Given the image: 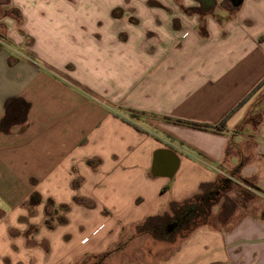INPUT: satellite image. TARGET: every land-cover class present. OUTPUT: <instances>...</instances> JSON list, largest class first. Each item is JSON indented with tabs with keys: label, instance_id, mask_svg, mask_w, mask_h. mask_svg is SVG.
<instances>
[{
	"label": "crops",
	"instance_id": "crops-1",
	"mask_svg": "<svg viewBox=\"0 0 264 264\" xmlns=\"http://www.w3.org/2000/svg\"><path fill=\"white\" fill-rule=\"evenodd\" d=\"M9 1L34 44L25 47L12 35L14 21L0 17L2 264H72L108 251L111 258L147 219L170 215L172 203L230 175L255 188L260 211L229 230L196 228L160 264H264V106L259 126H242L251 100L231 114L264 80V0H196L203 26L176 32L175 49L134 50L94 40V49H40L28 22L44 20L48 30L63 18L55 32L67 36L92 23L93 0ZM75 11L86 17L69 30ZM185 40L190 47L179 49ZM34 194L70 208L68 224L48 232L45 257L21 254L22 240L8 234Z\"/></svg>",
	"mask_w": 264,
	"mask_h": 264
},
{
	"label": "rangeland",
	"instance_id": "rangeland-1",
	"mask_svg": "<svg viewBox=\"0 0 264 264\" xmlns=\"http://www.w3.org/2000/svg\"><path fill=\"white\" fill-rule=\"evenodd\" d=\"M185 1V0H184ZM183 0H123L122 6L114 7L119 0H93L90 3L91 11L94 19L92 23L87 22L80 24L85 29L76 28L77 31L66 32L67 36L55 31L64 28L67 23L62 19H54L49 25L48 30L45 29L46 21L40 20V23L28 22L29 27L34 30L37 36L36 45L40 49H94L91 42L94 40L96 46L108 44L112 49H175L177 40H180L176 32L191 30L194 26H203L201 7L189 6ZM9 0H0V17L8 16L12 19V24L15 26V32L11 24L12 35L15 39L24 37V46L31 48L34 40L26 35L22 29L24 20L20 10L10 6ZM77 0H72L74 5ZM70 3V4H71ZM97 3V5H96ZM114 4V5H113ZM27 6V5H26ZM46 6V5H45ZM23 7V5L21 6ZM83 9H85L83 7ZM48 12L51 11V6L46 7ZM43 12V11H42ZM70 13V21H68V29L75 26V20L83 17V14ZM34 13V12H33ZM51 13V12H50ZM72 16V18H71ZM34 19L33 15L30 18ZM86 17V15H85ZM74 23H73V22ZM89 24L93 27L89 26ZM73 27V28H72ZM28 30V27H26ZM150 28H153L152 30ZM51 29V30H49ZM50 31H54L52 34ZM7 32L5 23H0V33ZM62 32V31H61ZM84 33L85 38H80ZM18 35V36H16ZM93 35V36H92ZM92 36V38L90 37ZM186 36H183V38ZM178 38V39H177ZM38 39V40H37ZM176 40L175 42H173ZM57 41V43H53ZM191 40L182 41V47L179 49H187ZM78 44L80 46H78ZM123 45V46H122ZM114 46V47H113ZM186 46V47H185ZM134 61V60H132ZM138 72V70H135ZM264 91V88L258 90L250 99L251 102L259 97ZM223 178L230 179L232 184L227 186L229 190L222 193V196L217 198V202L210 204L209 217L207 225L214 228H224L229 230L234 224L245 215L257 214L263 206L260 198L252 191L255 188L239 179L237 176H224ZM48 203V204H47ZM43 202L44 206H31L27 201L24 205V213L18 217V225L23 227H14L8 229V234L11 238H19L23 245L20 246L21 254L32 256L33 253L40 251L42 255L50 254V244L46 238L48 232L56 230L59 226L68 224V212L58 209L56 203ZM64 223V224H63ZM201 223V222H200ZM192 225V224H191ZM189 227V226H188ZM188 229V228H187ZM185 227L176 229L169 237L163 235L162 232L153 231L152 234L139 232V238L131 241L129 245H121L117 253L110 252L102 255L86 254L85 256L74 260L72 264H160V262L172 252H174L190 232ZM132 235L136 236V229L130 230ZM69 238V236H68ZM67 238V239H68ZM166 239V240H164ZM166 241V242H165ZM24 249V250H23ZM113 251V248L110 250ZM103 255L107 257L103 260ZM43 261V260H42ZM9 264V262H6ZM39 264H42L41 260Z\"/></svg>",
	"mask_w": 264,
	"mask_h": 264
},
{
	"label": "trees",
	"instance_id": "trees-1",
	"mask_svg": "<svg viewBox=\"0 0 264 264\" xmlns=\"http://www.w3.org/2000/svg\"><path fill=\"white\" fill-rule=\"evenodd\" d=\"M1 38L4 39L3 36H1ZM262 88H264V80L261 83H259V85L237 105V107L232 111L231 114H233L236 110H238L240 107L246 104L254 96V94ZM263 106H264V91L259 97H257L252 102L251 106L249 107L248 113L242 122V126L244 124H249L252 126L261 125L263 122V111H262ZM132 117H138V116L133 113ZM226 120L227 118L220 123V125L216 128V130H218L219 127L223 128L225 126ZM183 124L194 129L215 132L214 127H210L207 125H200L194 123H183ZM92 162L93 161H89V164L92 165ZM231 182L232 181L230 179L220 178L213 186L203 187L202 193L200 195L181 203H172L170 215L157 216L147 219L145 223L141 226V230H142L141 232L146 234H152L153 231H157V232L160 231L162 232L163 235L169 237L170 234L174 232L176 229H182L185 227L186 229L188 228L186 231L187 232L189 231L191 233L196 228L206 225L208 223L207 218L209 217L210 204L212 203L214 204L215 202H217V198L219 196L221 197L222 193H225L229 190L227 186L232 184ZM75 201L79 203V199H76ZM28 202L31 206H36L45 201L38 194H34L31 196ZM47 202L54 204L53 201L50 199L46 200V203ZM57 207L61 211H65V212H68L70 209L69 205H57ZM171 226H174L172 230H170ZM106 257L107 255L105 256L103 255L102 259L104 260Z\"/></svg>",
	"mask_w": 264,
	"mask_h": 264
},
{
	"label": "clouds",
	"instance_id": "clouds-1",
	"mask_svg": "<svg viewBox=\"0 0 264 264\" xmlns=\"http://www.w3.org/2000/svg\"><path fill=\"white\" fill-rule=\"evenodd\" d=\"M188 4L192 5V6H196L198 7V4H196V0H187ZM122 3H123V0H119L118 4L115 5L114 7H117V6H122ZM17 215L19 214H24L26 215V213H21V211L18 209L17 210ZM13 223H15V216L13 217ZM18 227H23V225H17ZM9 252H11V249H9ZM0 264H2V261H0Z\"/></svg>",
	"mask_w": 264,
	"mask_h": 264
},
{
	"label": "water",
	"instance_id": "water-1",
	"mask_svg": "<svg viewBox=\"0 0 264 264\" xmlns=\"http://www.w3.org/2000/svg\"><path fill=\"white\" fill-rule=\"evenodd\" d=\"M173 228H174V226H171V227H170V230H172Z\"/></svg>",
	"mask_w": 264,
	"mask_h": 264
}]
</instances>
